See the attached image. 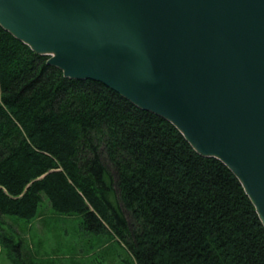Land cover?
Instances as JSON below:
<instances>
[{"label": "trees", "instance_id": "obj_1", "mask_svg": "<svg viewBox=\"0 0 264 264\" xmlns=\"http://www.w3.org/2000/svg\"><path fill=\"white\" fill-rule=\"evenodd\" d=\"M48 59L0 25L1 219H36L47 199L88 232L111 233L131 264H264V225L227 165Z\"/></svg>", "mask_w": 264, "mask_h": 264}, {"label": "water", "instance_id": "obj_2", "mask_svg": "<svg viewBox=\"0 0 264 264\" xmlns=\"http://www.w3.org/2000/svg\"><path fill=\"white\" fill-rule=\"evenodd\" d=\"M0 25L173 123L264 225V0H0Z\"/></svg>", "mask_w": 264, "mask_h": 264}, {"label": "rangeland", "instance_id": "obj_3", "mask_svg": "<svg viewBox=\"0 0 264 264\" xmlns=\"http://www.w3.org/2000/svg\"><path fill=\"white\" fill-rule=\"evenodd\" d=\"M81 222L77 214L53 210L47 199L36 219L5 215L0 220V264H131L122 242L111 233L88 232ZM5 236L12 242H5Z\"/></svg>", "mask_w": 264, "mask_h": 264}]
</instances>
